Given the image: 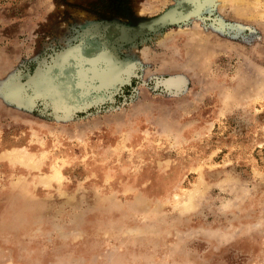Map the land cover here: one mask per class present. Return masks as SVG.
Masks as SVG:
<instances>
[{
  "label": "rangeland",
  "instance_id": "rangeland-1",
  "mask_svg": "<svg viewBox=\"0 0 264 264\" xmlns=\"http://www.w3.org/2000/svg\"><path fill=\"white\" fill-rule=\"evenodd\" d=\"M183 2L0 0V264H264V0Z\"/></svg>",
  "mask_w": 264,
  "mask_h": 264
},
{
  "label": "bare ground",
  "instance_id": "bare-ground-1",
  "mask_svg": "<svg viewBox=\"0 0 264 264\" xmlns=\"http://www.w3.org/2000/svg\"><path fill=\"white\" fill-rule=\"evenodd\" d=\"M204 1H206V0H186L182 4H179L178 6L170 9V11H168L166 14H164L160 18L155 19L153 22L152 21H149V22H147V21L138 22V24H135L134 28L135 29L137 28V29L136 30L134 29V32L135 33L138 32L141 29V27H142V26H139V25L144 24V23H150V25H144L145 28L153 29V28H156V27L164 26L165 24H167L168 21H172V20H176V19H180L181 20V18H184V17L189 15V14L187 15V13L191 12L193 5H197V7L201 6ZM199 10H201V8H199ZM109 26H111V24ZM113 26L115 28H117V25L113 24ZM114 36H113L114 40H119V35L117 33L114 34ZM100 56H102V55H100ZM105 63H106V60H104L103 57H98L96 59H93L89 63V67L87 69H89L90 73H92L95 78L100 79V78H102L104 76V74L106 72V69H105V65L106 64ZM73 65H75L74 69L76 70L75 73L77 74V71H78L77 69L78 68H76V64H73Z\"/></svg>",
  "mask_w": 264,
  "mask_h": 264
},
{
  "label": "water",
  "instance_id": "water-1",
  "mask_svg": "<svg viewBox=\"0 0 264 264\" xmlns=\"http://www.w3.org/2000/svg\"><path fill=\"white\" fill-rule=\"evenodd\" d=\"M184 1H186V0H184ZM168 11H170V10H168ZM168 11L164 12L162 15L158 16L157 18H160L161 16H163L164 14H166ZM187 14H189V13H187ZM157 18H155V19H157ZM155 19H153V20H151V21L153 22ZM181 19H182V18H181ZM177 20H179V19L172 20V21H168L167 24L172 23V22H176ZM100 52H102V50L97 51L94 55H96V54H98V53H100ZM94 55H93V56H94ZM93 56H91V57H93ZM87 58H90V57H87Z\"/></svg>",
  "mask_w": 264,
  "mask_h": 264
}]
</instances>
